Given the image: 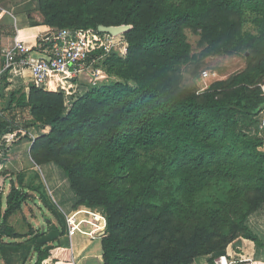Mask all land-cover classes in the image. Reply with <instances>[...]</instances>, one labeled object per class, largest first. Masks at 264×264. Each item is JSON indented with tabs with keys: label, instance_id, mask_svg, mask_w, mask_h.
I'll return each instance as SVG.
<instances>
[{
	"label": "trees",
	"instance_id": "16d2710c",
	"mask_svg": "<svg viewBox=\"0 0 264 264\" xmlns=\"http://www.w3.org/2000/svg\"><path fill=\"white\" fill-rule=\"evenodd\" d=\"M31 1L56 30L129 28L125 55L100 47L85 63L104 55L115 78L79 87L69 109L63 90L35 83L1 107L0 138L42 130L31 157L55 164L65 182L50 198L33 170L0 190L5 264L32 253L41 264L66 233L64 213L81 206L106 215L104 264H214L239 238L262 245L248 218L264 205V0ZM187 29L200 37V57L242 55L246 67L205 89L185 85L184 67L199 60ZM30 186L46 226L26 220L17 232L10 220L31 201Z\"/></svg>",
	"mask_w": 264,
	"mask_h": 264
},
{
	"label": "crops",
	"instance_id": "0c3cea01",
	"mask_svg": "<svg viewBox=\"0 0 264 264\" xmlns=\"http://www.w3.org/2000/svg\"><path fill=\"white\" fill-rule=\"evenodd\" d=\"M35 8V3L31 0H0V67L3 65L6 51L13 47L16 40L22 41L25 45L33 48L31 58L34 60L46 54L48 52L47 50L50 49L48 40H50L52 35V28L41 24L36 18L32 19V16L35 15ZM35 16L37 17V15ZM36 21L39 22V25H34ZM12 30L15 31V35L11 34ZM60 82L61 80H59V78L53 77L51 79L50 89L59 90ZM32 83L34 84L33 75L28 68L17 66L13 71L5 73L0 79V110L1 107L9 102L11 92L21 91L27 93L29 91V85ZM9 135L11 136V134ZM4 137L0 138V147L2 145L1 140L4 139ZM19 144H21V142ZM13 145L15 146L13 154H8L12 155V161H4L3 157H1L2 152H0V172L2 169H7L11 173H16L19 167V173L21 169H25L23 165H21L22 163L26 164V169H34L33 167H28L29 163L27 162L28 159L25 157V154L22 153V155H20L17 153V143ZM3 163L4 165H2ZM7 180L8 179L5 180L3 177H0V190H3L6 186V183H8ZM82 207L84 206L79 208ZM260 209L249 216L248 224L260 237L262 245H257L248 239L239 238L227 248V252L243 255L251 259L254 264H264V208ZM21 213H25L24 210L16 213L10 220V224L14 226L17 232H25L28 228V226H25V223L22 224L21 222L19 224L14 220L15 217ZM68 213H64L65 221ZM26 215L27 214H25V219ZM27 221L30 223L33 222L29 217H27ZM102 239L103 237L91 239L82 234L69 236L66 226L65 235L60 238L58 244H53L49 257L41 264H104ZM257 256L260 257L257 258ZM23 260L22 264H36L37 255L32 253L28 255L25 261ZM0 264H5L1 256Z\"/></svg>",
	"mask_w": 264,
	"mask_h": 264
},
{
	"label": "rangeland",
	"instance_id": "374dc122",
	"mask_svg": "<svg viewBox=\"0 0 264 264\" xmlns=\"http://www.w3.org/2000/svg\"><path fill=\"white\" fill-rule=\"evenodd\" d=\"M34 11H35L34 14L37 15V17L33 15L32 19L36 18L41 23L42 15L38 12V10L35 9ZM57 31L59 30L52 28L53 34H56ZM186 33L188 36V41L191 44L192 55H197L199 57V60H197L196 62L192 61L189 65L184 67L185 85L195 86L196 84V86H198L199 88L205 89L208 86H210L211 83H213L214 81L228 79L231 75L246 67V59L242 55H233V56L214 55L208 57H200L202 56L201 53L203 51V48L199 44L200 37L190 29H187ZM118 36L119 37H117V39L106 38V41L109 42L108 43L109 46L115 44L118 48V52H120L121 55L123 54L125 55L126 48L125 45L124 47H122V43H121L123 36L122 35H118ZM105 58L106 56L103 55L94 62V65L96 66L94 65L89 66L86 70L83 69L80 72L79 76L74 78L64 79L63 82H61V87L59 86L60 87L59 90H63L65 92L66 109H69L67 108V106L69 107L71 105L72 96L74 95L76 90L80 89L79 87H85V86L93 87L96 85H101L102 83L111 82L115 78L114 76H111L108 72H106L105 66H103L102 64ZM204 72H207V74H204ZM195 75H197V78L195 77ZM40 131H35L34 129H30V133L27 134L28 135L27 138H23V137L17 138L15 134L11 136L6 135L4 139L1 140L2 144H4L3 146L4 149L0 147V152H2L1 157H3L4 161L8 162L13 158L12 155H8V154H13V150L15 149V146L13 144L16 145L17 143L16 145L17 153H19L20 155H22V153L25 154V157H27V159L29 160V161L27 160V162L29 163L28 167L34 168L32 170L26 169V164L22 163L21 165H23L25 169H21V172H24L26 174V178L28 180L29 175L33 172V170H36V172L39 174L40 177L38 179H35V182L46 185L48 188V192L51 195L50 188L54 189L56 188L57 184L61 183L63 185L65 184V182H63L62 179L58 177L60 175V172L55 164L51 163L41 166L38 164L37 159L34 160L31 157L30 149L32 142L30 141V138H35V136L40 134ZM44 131L45 132L49 131V128H46L45 130H43V132ZM20 142L21 144H19ZM2 165H4V163ZM5 170L7 169H2V171ZM18 170L19 167L17 168L16 173L10 172V174L9 173L7 175L5 174V176L7 177L6 179H8L7 180L8 183H6V186L3 188L5 195L9 192L11 188L10 186L11 180L14 178L13 179L14 183L17 181V177H18L17 174H19ZM29 189H30L29 194H31L30 195L31 201L25 204L24 207L25 213L18 214L14 220L17 221L19 224L21 222L22 224L25 223V226H27V223L25 221L27 220V217H29L30 220L34 222L35 226L44 227L46 226L44 223L45 219L43 217V213L40 211L42 209L40 207V204L42 202L41 197L37 191L33 190L31 186L29 187ZM50 198H52V195ZM34 199L37 200L36 203L33 202ZM43 208L45 210L44 213L47 214L50 218H52L47 208L46 207ZM262 208H264V206ZM25 214H27L26 219H25ZM34 217H36V219ZM231 249L234 250L233 248ZM259 257L260 256H257V258ZM196 264H207L206 257L197 258Z\"/></svg>",
	"mask_w": 264,
	"mask_h": 264
},
{
	"label": "built area",
	"instance_id": "2783aa9c",
	"mask_svg": "<svg viewBox=\"0 0 264 264\" xmlns=\"http://www.w3.org/2000/svg\"><path fill=\"white\" fill-rule=\"evenodd\" d=\"M106 38L117 39L109 33H100L91 29H61L50 37V49L36 60L31 58L32 47L16 40L13 47L6 51L3 65L0 67V79L17 66L28 68L33 75V82L38 87L51 88V79H64L79 76L92 51L105 47L106 50L117 49L115 44L109 46ZM122 47L127 48L121 40ZM108 44V45H107ZM92 66V65H91ZM207 74V72H204ZM61 82L59 86L61 87ZM261 128L264 129V112L261 114ZM14 135V134H11ZM69 236L82 234L91 239L102 238L107 232V218L103 211L87 207L78 208L66 215ZM214 264H254V262L236 253L226 252L215 258Z\"/></svg>",
	"mask_w": 264,
	"mask_h": 264
},
{
	"label": "water",
	"instance_id": "95a60500",
	"mask_svg": "<svg viewBox=\"0 0 264 264\" xmlns=\"http://www.w3.org/2000/svg\"><path fill=\"white\" fill-rule=\"evenodd\" d=\"M34 25H39V22H34ZM129 27L128 26H103L100 25L98 30L100 32L109 33L111 35L117 36L126 31Z\"/></svg>",
	"mask_w": 264,
	"mask_h": 264
}]
</instances>
